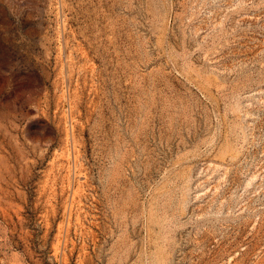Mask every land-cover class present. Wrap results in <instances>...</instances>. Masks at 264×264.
<instances>
[{
    "label": "rangeland",
    "instance_id": "rangeland-1",
    "mask_svg": "<svg viewBox=\"0 0 264 264\" xmlns=\"http://www.w3.org/2000/svg\"><path fill=\"white\" fill-rule=\"evenodd\" d=\"M0 264H264V0H0Z\"/></svg>",
    "mask_w": 264,
    "mask_h": 264
}]
</instances>
